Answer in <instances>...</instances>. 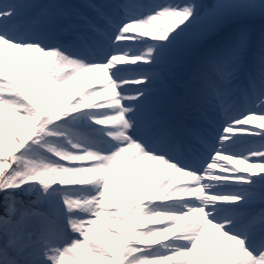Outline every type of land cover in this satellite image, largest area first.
Segmentation results:
<instances>
[{"label":"snow or ice","instance_id":"6c2138e0","mask_svg":"<svg viewBox=\"0 0 264 264\" xmlns=\"http://www.w3.org/2000/svg\"><path fill=\"white\" fill-rule=\"evenodd\" d=\"M0 264H264V0L0 3Z\"/></svg>","mask_w":264,"mask_h":264},{"label":"rangeland","instance_id":"374dc122","mask_svg":"<svg viewBox=\"0 0 264 264\" xmlns=\"http://www.w3.org/2000/svg\"><path fill=\"white\" fill-rule=\"evenodd\" d=\"M9 1H10V0H9ZM147 1H148V0H147ZM178 2H179V1H178ZM195 2H196V3H201V2H203V3H210L211 0H195ZM0 3H2V2H0ZM254 27H255V30H256L257 33H258V32H259V29H260V23H259V21L255 22ZM133 50H134V51H137V50H139V48H138V47H137V48H133ZM187 69H188V66H187L186 64H185V66H183V67L177 69L178 78H179L180 80H181L183 74L185 73V71H186ZM77 83H78V84L75 85V86L72 88L73 91H79V90L82 89L83 86H84V83H83V82H82V83L77 82ZM178 90H179V87L176 88V92H178ZM63 93H64V94H63V97H62V98H67V97L70 96V92H69L68 90H63ZM222 120H223V117H219V118H218V121H221V122H222ZM258 123H260V122H259V121H253V126H254L255 124H258ZM218 126H219V123L217 124V127H218ZM250 127H251V126H250ZM255 143H256V144L259 143L258 138L255 139ZM248 145H249V144L238 143L237 146L235 147V151H237V152H244L245 149L248 147ZM236 166H237V167H240V165H236ZM180 223L183 224L184 222L181 221ZM149 226H151V225H149Z\"/></svg>","mask_w":264,"mask_h":264},{"label":"bare ground","instance_id":"6f19581e","mask_svg":"<svg viewBox=\"0 0 264 264\" xmlns=\"http://www.w3.org/2000/svg\"><path fill=\"white\" fill-rule=\"evenodd\" d=\"M179 2H182V0H178ZM0 2H2V3H6V2H10L9 0H0ZM142 2L145 4V5H147V6H149V7H151L152 5H155V4H164V3H168V2H170V0H142ZM79 83H84V86L87 84V83H89L90 82V80H89V78L88 77H83V78H81V80L80 81H78ZM78 83L77 82H74L73 84H70V85H68L64 90H68L69 92H70V96L73 94V93H75L76 91H73L72 90V88L75 86V85H77ZM83 86V87H84ZM250 146H252L251 144H249L248 145V147H250ZM235 150V149H234Z\"/></svg>","mask_w":264,"mask_h":264}]
</instances>
